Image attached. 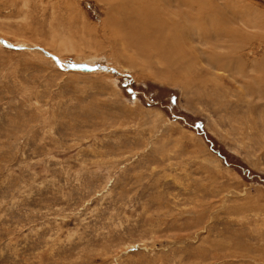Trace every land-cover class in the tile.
<instances>
[{"label": "rangeland", "instance_id": "obj_1", "mask_svg": "<svg viewBox=\"0 0 264 264\" xmlns=\"http://www.w3.org/2000/svg\"><path fill=\"white\" fill-rule=\"evenodd\" d=\"M109 9L0 0V264H264L263 37L205 83L116 53Z\"/></svg>", "mask_w": 264, "mask_h": 264}, {"label": "bare ground", "instance_id": "obj_2", "mask_svg": "<svg viewBox=\"0 0 264 264\" xmlns=\"http://www.w3.org/2000/svg\"><path fill=\"white\" fill-rule=\"evenodd\" d=\"M102 1L110 5L108 17L111 21L103 23L104 29L110 25L116 28V33L117 29L125 32L121 36L114 34L108 36L112 49L116 53H124L125 58L129 60L136 57L132 58V54L129 53L125 55L127 50H135L137 55H143L149 60L157 57L158 61L151 60L150 63L155 64L156 67L151 68H155V72L160 74L169 75L176 72L179 76L186 77L187 73L184 74L182 71L189 68L187 66L190 63H192L189 65L190 71L203 78L200 81L205 83L213 81L215 71L227 70L241 74L246 71L248 63L242 59V53H238V48L243 47V42L246 41L254 45L253 39L259 35L244 30L243 24L240 23H248L240 18L244 9L240 8V4L229 1L221 3L213 0ZM171 9L173 11L168 12ZM246 26L248 24H245ZM172 32L177 33V37H170L169 34ZM259 36L264 39V35ZM3 42L0 39V44L4 45ZM78 59L81 61L75 65H85V68L79 67L80 69H93L98 58L90 56ZM58 63L67 65V62L61 59ZM160 63L164 66L160 67ZM263 64L264 60H254L249 65L252 67L251 70L255 71L263 67ZM248 74H245L246 77ZM257 76H253L251 82H256L259 78Z\"/></svg>", "mask_w": 264, "mask_h": 264}, {"label": "water", "instance_id": "obj_3", "mask_svg": "<svg viewBox=\"0 0 264 264\" xmlns=\"http://www.w3.org/2000/svg\"><path fill=\"white\" fill-rule=\"evenodd\" d=\"M3 44L4 45H6V46H11V47H13V44H10V43H7V42H3ZM15 47V46H14ZM67 64V66L69 67V68H81V67H83V68H85V65H75V64H71L70 62H67L66 63ZM90 69H92V68H90Z\"/></svg>", "mask_w": 264, "mask_h": 264}]
</instances>
